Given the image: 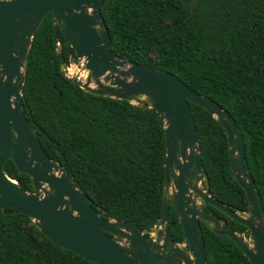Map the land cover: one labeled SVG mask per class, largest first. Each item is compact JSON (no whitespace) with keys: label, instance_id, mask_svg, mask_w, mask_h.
<instances>
[{"label":"trees","instance_id":"trees-1","mask_svg":"<svg viewBox=\"0 0 264 264\" xmlns=\"http://www.w3.org/2000/svg\"><path fill=\"white\" fill-rule=\"evenodd\" d=\"M99 14L109 51L142 67L174 75L225 110L239 128L248 173L264 212V0H102ZM62 59L68 65L57 33ZM210 195L246 213L242 189L228 172L227 140L204 109L187 103ZM21 107L49 159L65 169L91 207L139 231L160 216L163 123L152 109L87 94L59 70L46 14L31 38ZM2 171L24 191L30 179L10 160ZM238 234L246 228L209 205ZM165 230L183 241L168 208ZM205 264H248L225 237L200 224ZM0 264H94L49 241L29 217L0 210Z\"/></svg>","mask_w":264,"mask_h":264},{"label":"water","instance_id":"water-1","mask_svg":"<svg viewBox=\"0 0 264 264\" xmlns=\"http://www.w3.org/2000/svg\"><path fill=\"white\" fill-rule=\"evenodd\" d=\"M101 1L0 0V210L29 217L50 242L94 264H205L200 224L225 236L248 264H264V212L248 173L239 128L225 110L174 75L110 52L99 14ZM48 13L59 70L66 78L87 94L152 109L163 123L160 216L152 228L139 231L95 211L65 169L44 153L23 115L26 57L31 38ZM58 32L68 65L62 59ZM188 102L204 109L222 128L228 172L244 193L246 213L231 211L210 195ZM8 160L19 174L29 177L31 191H24L2 171ZM206 205L246 228L250 245L223 219L208 213ZM168 207L182 230L180 244L166 234Z\"/></svg>","mask_w":264,"mask_h":264},{"label":"rangeland","instance_id":"rangeland-1","mask_svg":"<svg viewBox=\"0 0 264 264\" xmlns=\"http://www.w3.org/2000/svg\"><path fill=\"white\" fill-rule=\"evenodd\" d=\"M37 194L40 196V193H37ZM240 235H242L243 238L245 239V241H246L247 243H249V245H250V241L248 240V237L245 236L244 234H240Z\"/></svg>","mask_w":264,"mask_h":264},{"label":"flooded vegetation","instance_id":"flooded-vegetation-1","mask_svg":"<svg viewBox=\"0 0 264 264\" xmlns=\"http://www.w3.org/2000/svg\"><path fill=\"white\" fill-rule=\"evenodd\" d=\"M168 208H171V207H168ZM167 224H168V222H167ZM175 224H176V217H175ZM167 226V225H166Z\"/></svg>","mask_w":264,"mask_h":264}]
</instances>
